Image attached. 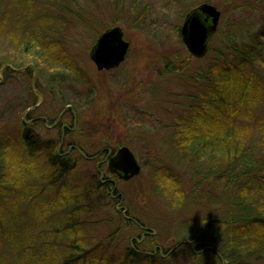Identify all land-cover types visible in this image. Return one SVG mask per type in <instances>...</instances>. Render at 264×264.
Segmentation results:
<instances>
[{
  "label": "rangeland",
  "instance_id": "rangeland-1",
  "mask_svg": "<svg viewBox=\"0 0 264 264\" xmlns=\"http://www.w3.org/2000/svg\"><path fill=\"white\" fill-rule=\"evenodd\" d=\"M206 2L219 3L222 17L210 42L209 51L213 52L197 60L187 52L180 29L185 16ZM48 4L52 5L44 16L57 21L53 38L84 77L45 61L38 51L32 53L12 44L0 33V61L9 62L0 67V139L15 137L23 123L32 127L31 123L45 121V128L34 126L31 131L43 141L62 143L64 138L60 151H67L75 142L88 156L102 153L95 160L80 162L79 177L87 182L95 181V175L100 181H115L107 168L108 152L128 147L142 172L130 182L116 183V196L121 199L117 209L122 215L115 214L110 206L96 214L88 240L97 248V256H105L107 264L127 263L129 251L134 249L138 255L158 254L160 264H216L207 253L209 237L205 244L183 240L194 236L192 223L229 218L227 209L222 208V184L216 187L208 179L210 185L201 186L202 177H196L193 169L181 162L182 155L176 153L170 137L175 113L194 90L195 75L214 58L215 51L226 52L227 37L235 34L239 39L261 32L264 0H54ZM5 11L6 4L0 0V19ZM113 27L122 28L129 52L119 68L98 72L90 52L99 36ZM259 48L262 69L264 48ZM177 57L185 58L186 64H178L182 75H170L167 66ZM6 67L12 73L5 74ZM29 69L31 76L25 74ZM54 119L60 121L57 128L52 127ZM66 130L75 135H68ZM251 139L259 151V133L253 132ZM260 156L257 153L254 159L260 160ZM73 157L77 158L75 154ZM165 170L180 181L186 193L187 199L178 209L170 207L154 187L156 171ZM228 202L229 196L224 200L226 205ZM232 214L237 216L235 211ZM240 214L249 217L245 212ZM136 222L149 234L140 243L135 240L139 241L143 233ZM243 222L247 223L245 219ZM257 262L262 264L264 258Z\"/></svg>",
  "mask_w": 264,
  "mask_h": 264
},
{
  "label": "trees",
  "instance_id": "trees-1",
  "mask_svg": "<svg viewBox=\"0 0 264 264\" xmlns=\"http://www.w3.org/2000/svg\"><path fill=\"white\" fill-rule=\"evenodd\" d=\"M2 1L6 11L0 19V33L6 39L84 77L53 38L57 21L44 16L54 0L43 4L39 0ZM214 6L221 11L219 3ZM234 35L227 37L226 52L215 51L214 58L195 75L194 90L174 115L170 138L176 153L182 155L181 162L202 177L201 186L208 179L216 187L222 184V208L229 215L227 220L192 223L194 236L183 241L205 244L209 237L207 253L216 264H259L264 258V68H260L259 48H264V26L257 35L239 39ZM184 59L171 60L168 74L182 75ZM5 63L9 62L0 61V67ZM4 73H12L11 68L6 67ZM25 74L31 76L30 69ZM38 123L32 127L23 123L15 137L0 139V264H107L105 256H97L88 237L102 208L110 206L122 215L117 211L121 199L110 181H100L95 175V181L87 182L78 174L80 162L95 160L102 153L88 156L75 142L67 151H60L61 141H43L31 131L34 126L45 128V121ZM255 131L262 141L259 151L252 144ZM257 153L260 160L254 159ZM154 187L172 208H180L187 199L180 181L168 170L156 171ZM227 196L230 202L226 205ZM244 212L249 217L242 218ZM157 258L158 254L138 255L130 249L127 263L114 264H160Z\"/></svg>",
  "mask_w": 264,
  "mask_h": 264
},
{
  "label": "water",
  "instance_id": "water-1",
  "mask_svg": "<svg viewBox=\"0 0 264 264\" xmlns=\"http://www.w3.org/2000/svg\"><path fill=\"white\" fill-rule=\"evenodd\" d=\"M221 17V11L209 3L199 5L186 15L180 36L191 58L199 60L207 56ZM129 48L122 28L113 27L99 36L90 52V60L98 72L113 71L126 61ZM81 155L84 156L83 153ZM107 159L108 171L122 182H130L142 172L136 156L126 146L118 149L114 155L110 153Z\"/></svg>",
  "mask_w": 264,
  "mask_h": 264
},
{
  "label": "flooded vegetation",
  "instance_id": "flooded-vegetation-1",
  "mask_svg": "<svg viewBox=\"0 0 264 264\" xmlns=\"http://www.w3.org/2000/svg\"><path fill=\"white\" fill-rule=\"evenodd\" d=\"M33 122H35L36 120H32ZM36 122H38V121H36ZM59 122L60 121H56V123L55 124H53L52 125V127L53 128H57V126H59ZM33 124H35V123H31L30 125H33ZM63 137H64V135H63ZM64 139V138H63ZM63 139H62V143L61 144H63ZM61 150V149H60ZM79 153L81 154L82 152L81 151H79ZM110 154V152H108V155ZM111 154H113L112 152H111ZM84 156L88 159V157L84 154ZM111 183H114V182H111ZM119 209H117V211H118ZM124 213H126V211H124ZM125 219L127 220V221H131V219L129 218V217H127L126 215H125ZM138 224V222H136V225ZM138 229H140V230H144V228H143V226L140 224V225H137L136 226ZM148 233H144L143 235H142V237L141 236H139V238H138V240L139 241H137V240H135L137 243H140L141 241H143V236L144 235H147ZM149 235V234H148ZM188 244H192V242H190V241H188L187 242ZM194 243V242H193Z\"/></svg>",
  "mask_w": 264,
  "mask_h": 264
}]
</instances>
